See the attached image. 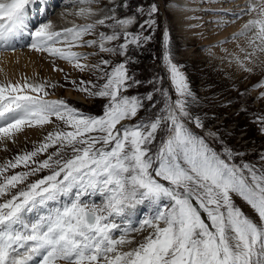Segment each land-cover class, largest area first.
Listing matches in <instances>:
<instances>
[{
	"label": "snow or ice",
	"instance_id": "snow-or-ice-1",
	"mask_svg": "<svg viewBox=\"0 0 264 264\" xmlns=\"http://www.w3.org/2000/svg\"><path fill=\"white\" fill-rule=\"evenodd\" d=\"M231 2L235 10L217 26L247 19L233 33L242 43L237 42L238 53H228L229 64L246 73L245 79L261 77L252 90L264 100V0ZM45 3L0 0V56L14 53L17 41L27 36L31 50L94 75L95 83L73 80L74 90L107 103L102 115L93 116L62 99H48V89L58 86L49 81L0 82V141H14L25 128L53 126L32 151L0 164V264H264V154L261 167L237 164L232 161L242 153L226 146L218 152L208 142L223 145L218 133L195 131L204 128L193 115L200 100L183 65L175 62L167 28L166 77L149 81L153 91L144 96L129 95L141 84L129 71L135 62L130 49L140 50L153 39L159 6H139L120 18L117 9H127V0H71L75 11L61 17L90 22L73 21L57 30L51 19L30 23L36 6ZM166 7L174 19H189L192 0H167ZM84 48L94 51L75 50ZM90 57L98 59L85 63ZM53 70L63 71L55 65ZM148 108L155 111L139 115ZM257 119L264 132V118ZM21 167L26 170L8 174ZM46 170L49 174L30 181ZM145 204L152 213L134 227L132 218ZM146 229L151 231L135 242L132 233Z\"/></svg>",
	"mask_w": 264,
	"mask_h": 264
},
{
	"label": "rangeland",
	"instance_id": "rangeland-1",
	"mask_svg": "<svg viewBox=\"0 0 264 264\" xmlns=\"http://www.w3.org/2000/svg\"><path fill=\"white\" fill-rule=\"evenodd\" d=\"M105 2H107V0H105ZM127 2L129 4L127 9H117L116 14L118 17L125 18L126 16H131L135 13L137 7H147L149 3H156L160 9L159 16L157 18L158 27L152 34L153 39L148 44L144 45L140 50L130 49L132 59L135 62L128 65L129 71L130 74H132L137 80L141 81V84L140 86L131 89L129 95L144 96L147 93L153 91V85L149 83V81H152L157 77L164 78V74L160 76L157 71V67L160 68L162 65L160 63L162 62V59L161 61L159 59V66L155 64V61H158V56L161 57L160 52L162 51L163 53L164 51L162 43L163 31L165 28H167L171 36V45L174 52L175 62L183 65L182 70L187 75L192 90L200 100L199 105L194 107L193 115L199 116L203 120L204 128L195 129V131L201 135H205L208 132H216L218 133L219 140L223 141L222 146L228 147L233 151V153L243 154L236 156L232 162L237 164L245 162L256 165L257 167H261L262 165L260 157L262 154H264V132L261 131L262 125L260 122H258L257 118H264V100L257 99L259 92L252 90V86L256 84L261 79V77L257 74L245 79L244 77L247 74L238 71L235 67L230 65H228V67H223L224 65L219 66L210 62L209 58L204 53L205 48L202 47L201 43H198L196 40L192 41L190 45L185 46L183 42L184 36L179 32L173 14L166 7L167 0H127ZM47 3L48 0H46L45 4ZM37 6L39 8L41 7V5ZM51 15L47 17H50ZM41 20L43 19L41 18ZM68 20H75L76 24L90 22L72 15ZM31 25L35 26L36 22L31 23ZM71 26L72 25L70 24L65 27ZM56 29L59 30L61 28ZM100 30L105 31V29ZM130 30L133 32L139 31V29L136 27H133ZM107 31L110 32V30ZM93 38L95 37H86V39ZM20 40L17 41L16 51H27L28 49L30 51L31 49L27 47L29 38L24 36ZM75 50L83 52L94 51L93 49L86 48ZM45 54L46 53H44V55ZM105 58L111 59L114 62H120V60L123 59L122 57L108 56H105ZM97 59L98 57H90L89 61H86L85 63H95ZM64 63L66 62L53 59L50 64L51 71L53 72V77L51 79L44 76L42 70H40L41 68H39L38 72L40 76L37 74L36 77H30L28 75L26 76L25 73L19 72L17 75L18 78L17 76L12 78L0 77V82H5L7 79L8 81L13 82L14 79L19 80L20 78L22 79L24 77L34 78L36 82L49 81L50 83L56 84L58 86L56 88L48 89L50 93L47 97L48 99H62L70 106L77 108L85 114L88 112V107L91 109V107H93L95 104H97L99 107L104 106L107 103L106 99H85L84 93L74 90L72 85L73 80L77 82L80 80H91L93 83H95L96 77L90 73H80L78 71H73L70 65L67 63L65 65ZM54 65L58 69H63V71H54ZM258 72L259 69H257V73ZM65 77H67V79H65ZM164 82L165 80H163L162 86L167 88ZM67 91H71L72 95H68ZM145 103L147 104L148 102L146 101ZM157 107H159V105H157ZM153 111L154 109L148 108L147 112L142 110L139 115L147 116ZM53 119L55 118L53 117ZM134 122L135 121H132V123ZM117 127H119V125ZM52 129L53 126L42 132V136L40 138H36L38 139V142H36L37 140L34 142L31 138L29 140L25 138L21 143H19L18 140H9V143L0 141V164H3L7 160H12L17 154L24 153L27 150L32 151L34 146L38 145L47 132L52 131ZM208 142L219 152L221 146L218 145L221 144H218L216 141L211 139H209ZM216 144L218 145L216 146ZM48 151L51 153L55 151V149H49ZM68 154L71 155L70 150ZM44 158H46V155L38 157L40 160ZM25 170L26 169L21 167L12 170L8 174L11 175L13 172ZM47 174L49 173L46 170L37 174L36 176L30 177L29 179L30 181H35L41 176ZM95 199L96 202H99V198ZM233 199L236 205L240 207L246 215L253 216L252 210L248 205H246L245 202L236 196H233ZM152 210L153 209L151 208L147 212L145 209H142L140 213H138L140 215L139 221L151 215ZM132 223L134 227H139V223L134 222L133 219ZM149 231L151 230L146 229L142 234L132 233V236L135 237V242L142 240L143 236L147 235ZM133 246H135V243Z\"/></svg>",
	"mask_w": 264,
	"mask_h": 264
},
{
	"label": "bare ground",
	"instance_id": "bare-ground-1",
	"mask_svg": "<svg viewBox=\"0 0 264 264\" xmlns=\"http://www.w3.org/2000/svg\"><path fill=\"white\" fill-rule=\"evenodd\" d=\"M236 3L243 4V0H236ZM59 4L61 7H58ZM43 8L44 6H41V9ZM231 10H235V4H233L231 0H212L211 3H204L203 0H192V10L186 13L190 18L184 20L175 19L179 32L184 36V45L188 46L192 41L196 40L205 48L204 53L209 58L210 62L219 66L224 65L223 67H228V65H230L229 60L231 59L228 53H238L239 49L237 48V42L242 43V39L240 41H234L232 39L233 33L238 32L243 23V19H247V17H244L241 20H237L235 23H229L224 27H218V21L230 18L228 12ZM52 11L55 12L53 13ZM65 11L67 13L75 11L71 4V0H63V3L62 0H53L50 1L46 7L45 14L47 17L51 15L52 12V15L48 17V19H51L56 28H62L70 25L72 21L68 20L71 17L70 14L66 15L64 18L61 17V13ZM42 17H44V14ZM42 17L37 15L31 16L30 23H38L42 21ZM42 19L44 20V18ZM220 42H224L222 46H214L219 45ZM209 49L211 50V54L209 53ZM224 49H227V52H225ZM30 51L28 49L27 51L20 50L14 53L7 52L0 56V77L12 78L17 76L19 72L25 73L26 76L36 77L37 74L40 76L38 69L41 68L40 70H42L43 75L51 79L53 77V72L51 71L50 64L53 59L49 58L46 54L44 55V53ZM64 64L66 65V63ZM231 66L236 68L234 64ZM20 80L22 79L20 78L17 81ZM67 94L71 96L72 92L67 91ZM51 126L52 125H47L43 129L25 128L22 133L16 136L15 140L21 143L25 138L27 140L31 138L34 142L35 140L38 142L36 138H40L43 134L42 132ZM3 142L9 143V140Z\"/></svg>",
	"mask_w": 264,
	"mask_h": 264
}]
</instances>
